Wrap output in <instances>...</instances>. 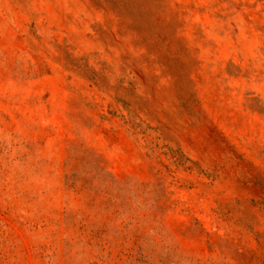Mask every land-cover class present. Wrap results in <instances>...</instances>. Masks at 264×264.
Listing matches in <instances>:
<instances>
[{"label": "rangeland", "instance_id": "374dc122", "mask_svg": "<svg viewBox=\"0 0 264 264\" xmlns=\"http://www.w3.org/2000/svg\"><path fill=\"white\" fill-rule=\"evenodd\" d=\"M0 264H264V0H0Z\"/></svg>", "mask_w": 264, "mask_h": 264}]
</instances>
